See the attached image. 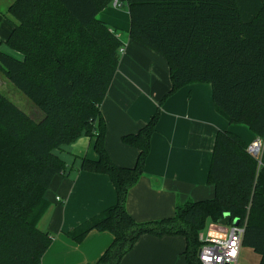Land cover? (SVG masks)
Instances as JSON below:
<instances>
[{
  "label": "trees",
  "instance_id": "1",
  "mask_svg": "<svg viewBox=\"0 0 264 264\" xmlns=\"http://www.w3.org/2000/svg\"><path fill=\"white\" fill-rule=\"evenodd\" d=\"M114 1L13 0L4 13L12 26L4 44L21 57L0 50V72L43 118L35 121L0 93V264H40L53 239L37 228L49 206L44 194L68 168L54 151L80 136L94 138L97 159L83 158L78 171L107 175L116 193L113 206L66 234L76 243L91 231L112 235L94 264H119L143 235L183 236L185 260L201 264L198 235L224 214L243 225L241 247L264 264V167L232 132L215 137L211 199L177 204L172 217L160 220L140 223L128 214L127 194L142 175L159 107L137 133L122 137L138 150L134 166L115 165L104 146L100 105L124 43L119 29L97 18ZM116 1L127 8L128 38L166 59L165 98L208 83L220 115L264 137V0Z\"/></svg>",
  "mask_w": 264,
  "mask_h": 264
},
{
  "label": "crops",
  "instance_id": "2",
  "mask_svg": "<svg viewBox=\"0 0 264 264\" xmlns=\"http://www.w3.org/2000/svg\"><path fill=\"white\" fill-rule=\"evenodd\" d=\"M12 2L0 0V42L12 29L3 15ZM122 7L111 4L97 15L109 28L125 33L123 38L118 34L124 46L100 111L110 159L117 166L132 167L138 150L124 144L122 137L137 133L159 107L142 175L128 191L125 203L128 214L141 223L172 217L177 204L213 197L214 188L207 181L218 131L232 132L247 145L258 138L245 125L230 124L214 109L208 83L181 87L165 98L171 88L168 63L162 55L128 38L129 16L118 10ZM260 141L258 163L264 167V137ZM54 153L68 168L65 175L54 176L44 194L49 206L37 228L53 239L40 264H94L111 243L112 235L91 231L76 243L66 234L113 206L114 187L107 175L78 171L83 158L97 159L94 138L80 136ZM211 225L208 223L205 231L212 229ZM185 246L183 236L143 235L119 264H188L183 256ZM247 249L251 250L241 247L237 264H258V255L248 263Z\"/></svg>",
  "mask_w": 264,
  "mask_h": 264
},
{
  "label": "built area",
  "instance_id": "3",
  "mask_svg": "<svg viewBox=\"0 0 264 264\" xmlns=\"http://www.w3.org/2000/svg\"><path fill=\"white\" fill-rule=\"evenodd\" d=\"M117 7L121 4L116 0L112 3ZM123 49H120V54ZM261 150L260 138L247 146V152L258 160ZM212 229H207L198 235L200 247L197 258L201 264H237L241 249V240L244 233L243 225H221L211 223ZM216 229V230H215Z\"/></svg>",
  "mask_w": 264,
  "mask_h": 264
},
{
  "label": "rangeland",
  "instance_id": "4",
  "mask_svg": "<svg viewBox=\"0 0 264 264\" xmlns=\"http://www.w3.org/2000/svg\"><path fill=\"white\" fill-rule=\"evenodd\" d=\"M8 1V0H7ZM3 10L5 8H2ZM119 11H121L122 13L127 15V8L125 5H123L122 8H118ZM6 12L3 11V15ZM2 15V14H1ZM98 17V16H97ZM6 18V17H5ZM7 19V18H6ZM6 19H4V23H8L6 21ZM10 23V22H9ZM113 29V28H111ZM122 30H117V33L122 36V38L125 36L124 32H121ZM3 42H0V50L12 55L13 57L16 58H20L21 55L13 52L12 50H10ZM0 93L3 94L4 96H6L12 103H14L21 111H23L24 113L28 114L32 119H34L35 121H39L43 118V114L41 111H39L36 106L23 94L21 93L17 88H15L12 83H10L4 75H2V73L0 72ZM216 224V223H213ZM208 223L206 224L205 228L207 227ZM202 229L201 232H205L206 229ZM200 232V233H201ZM249 250V249H247ZM244 252V251H242ZM248 252L247 258H248V263H252L253 258L256 256L255 253H253V251L249 250L246 251L244 253ZM246 256V255H245Z\"/></svg>",
  "mask_w": 264,
  "mask_h": 264
},
{
  "label": "water",
  "instance_id": "5",
  "mask_svg": "<svg viewBox=\"0 0 264 264\" xmlns=\"http://www.w3.org/2000/svg\"><path fill=\"white\" fill-rule=\"evenodd\" d=\"M218 223L221 225H227V224H231L233 226L239 225V221L238 220L231 221V217L228 214H224L223 218L219 220Z\"/></svg>",
  "mask_w": 264,
  "mask_h": 264
}]
</instances>
